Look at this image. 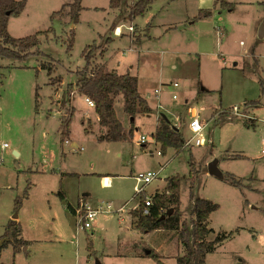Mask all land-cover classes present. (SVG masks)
<instances>
[{
  "label": "rangeland",
  "instance_id": "374dc122",
  "mask_svg": "<svg viewBox=\"0 0 264 264\" xmlns=\"http://www.w3.org/2000/svg\"><path fill=\"white\" fill-rule=\"evenodd\" d=\"M25 1L23 12L9 19L10 34L23 38L52 30L39 36L37 49L47 56L0 58V221L13 211L17 218L11 219L19 221L31 243L30 253L23 250L20 256L3 249L1 262L158 264L138 256L153 248L167 256L165 263L178 264L184 253L178 239L170 243L168 232L132 227L131 212L140 196L150 197L168 182L156 179L137 193L138 177L161 164L172 176L185 178L180 195L186 228L191 227L194 197L220 205L209 218L208 238L225 237L206 264H264V0H228L230 7L220 0H159L139 17L131 13L138 0H119L117 8L113 0H81L76 19L77 0ZM203 7L212 11L209 23L215 24L190 25ZM73 31L75 42L68 51ZM90 44L89 70L105 64L137 76L139 91L155 108L154 114L135 117L130 144L98 140L106 128L78 91V68L86 66L83 50ZM175 80H180L178 87L172 85ZM260 98L261 104L245 103ZM190 107L202 113L206 144L183 143L181 153L169 149L158 155L160 144L152 138L158 117L181 113L187 120ZM115 109L129 128L122 96L115 99ZM236 109L243 115H235ZM71 116L73 139L63 140L61 123ZM250 118L256 126L246 124ZM73 140L84 150L76 151ZM125 150L132 154L131 164L119 156ZM237 154L244 157L233 158ZM178 155L181 163L173 160ZM214 160L222 177L209 172ZM229 173L242 187L227 180ZM18 198L23 205L16 210ZM79 201L102 207L90 229H78V215L67 207L78 208ZM4 231L0 222V237Z\"/></svg>",
  "mask_w": 264,
  "mask_h": 264
},
{
  "label": "trees",
  "instance_id": "16d2710c",
  "mask_svg": "<svg viewBox=\"0 0 264 264\" xmlns=\"http://www.w3.org/2000/svg\"><path fill=\"white\" fill-rule=\"evenodd\" d=\"M159 0H138L132 8L133 17L144 16L146 12L153 6L154 2ZM113 7L119 6V0H113ZM221 6H231L232 4L227 0H220ZM264 4V1L262 2ZM26 6L25 0H0V58H8L14 60H26L32 55L47 54L37 49L39 46L40 34H46L52 30L45 32H38L23 38L13 37L9 30L8 24L11 16H19ZM65 7V6H64ZM63 7V8H64ZM62 8V10H63ZM76 11L73 18H77L82 9L81 0H77L73 4ZM212 11L210 9L201 8L198 14L194 17L195 21L210 17ZM108 42L112 40L108 37ZM67 50L71 51L75 42V33L72 32V37L69 40ZM91 44L86 46L83 50V56L86 58V66L78 72V91L89 97L95 102V111L99 117V124L106 131L99 135V141L107 142H127L131 143L134 127L135 117L137 115H151L155 113L148 99H146L139 91L137 76L130 73L120 74L116 70H109L105 64L98 67L91 68L90 56H88V48ZM90 51V50H89ZM255 48L253 49V52ZM48 70V75L51 74V69ZM261 86L264 94V82L261 80ZM118 96L124 98V112L131 118L130 127L126 128L123 122L119 119L115 109V99ZM39 93H36L37 109H38ZM258 100L246 101L247 104H258ZM261 104V103H260ZM73 115V114H72ZM247 125L256 126L252 118ZM71 122L72 116L62 121L61 135L63 140H69L71 136ZM174 128L169 124V118L165 115L158 117V123L155 133L152 138L160 144V151L162 155H166L169 149H174L177 152L182 151L183 139L179 136ZM181 135V134H180ZM244 157L242 154H237L233 158ZM63 173L61 177L63 178ZM184 176L174 175L167 178V184L162 191H157L151 196V206L148 214H143L145 199L144 195L140 196L139 207L132 210V227L141 232L165 231L170 233L168 241L171 243L178 239L183 246L184 253L178 256V264H206L207 255L216 250L217 245L222 240L220 236L216 240H209V234L212 232L209 224V218L213 212L220 208V205L212 200L201 197H194V206L192 209V219L190 229L185 227L183 221V213L181 212V185ZM227 180L236 187H242L241 181L236 179L232 173L227 175ZM59 195L62 199L67 198L65 192L60 191ZM80 203V202H79ZM23 205L22 198H18L15 209L18 210ZM70 209L76 215V207L71 203L68 204ZM170 209L173 213L169 214ZM4 234L0 237L2 241L1 252L3 249L12 246L13 252L16 255L21 252L23 247L28 245V241L23 237V229L17 219H10L4 226ZM138 255V254H136ZM138 256L150 257L158 264H167L165 259L167 256L159 253L151 248L145 253ZM2 264V263H0ZM95 264H103L97 260Z\"/></svg>",
  "mask_w": 264,
  "mask_h": 264
},
{
  "label": "built area",
  "instance_id": "2783aa9c",
  "mask_svg": "<svg viewBox=\"0 0 264 264\" xmlns=\"http://www.w3.org/2000/svg\"><path fill=\"white\" fill-rule=\"evenodd\" d=\"M78 70H81L78 68ZM180 84V80H175L172 85L178 87ZM156 97L158 100L160 99V90L156 91ZM173 99L177 100L178 96L173 95ZM84 103H86L90 108H95V102L91 100L89 97H83ZM53 111H57L56 108ZM235 115H243L241 114L238 109L235 111ZM203 116L200 111L196 107H190L188 109V119L186 120L182 114H175L172 118H169V124L172 128H174L178 133L182 135L183 143L192 146H204L206 144V136L205 130L206 125L203 123L202 120ZM148 138L146 136H142V143L146 144L148 142ZM5 147H8V144H4ZM76 151L84 150V147H80L77 145L75 148ZM158 155H162L161 151H157ZM119 156L122 157V161L125 164L132 163V154L129 150H125ZM177 163H181L183 158L180 155L174 157L173 159ZM58 161H56L57 163ZM172 176V173L166 166H161L157 171H149L146 174H140L138 180L141 183V186L138 188L137 193L144 192L146 189L145 187L150 184L152 181L156 179H165ZM152 198L146 197L145 199V206L143 210V214H148L149 207L151 206ZM102 207H94L89 203H81L79 207L76 209V213L78 215V229L87 230L93 227L94 224L97 222V217L101 213ZM103 211V210H102Z\"/></svg>",
  "mask_w": 264,
  "mask_h": 264
},
{
  "label": "crops",
  "instance_id": "0c3cea01",
  "mask_svg": "<svg viewBox=\"0 0 264 264\" xmlns=\"http://www.w3.org/2000/svg\"><path fill=\"white\" fill-rule=\"evenodd\" d=\"M214 1V0H213ZM212 1V2H213ZM228 1V0H227ZM212 2H210L209 4H211ZM231 4H232V2L231 1H229ZM209 4L207 5V6H209ZM206 6V7H207ZM203 8H205V7H203ZM195 17V16H194ZM213 17H214V15L212 16H210V17H206V18H204V19H202V20H198V21H195V20H193L191 23H190V25H195L196 24V22H197V25L198 26H200V25H204L206 28H210V27H212L214 24H215V22H213L212 24L211 23H209V22H211L212 20H213ZM153 25V24H152ZM151 25V28L153 27ZM150 28V29H151ZM166 30H170L169 28H167ZM166 32H168V31H166ZM152 36V35H151ZM181 114V113H180ZM71 134H72V132H71ZM70 139H73L72 138V135L70 136V138H69V140ZM126 143V142H125ZM79 143H77L75 140H73L71 143H70V145H72V146H74V145H78ZM119 155H120V153H119ZM66 197H67V195H66ZM80 202V201H79ZM78 204H81V203H78ZM74 207H76L75 205H73ZM11 218H14V215H13V211L12 212H8L6 215H5V218L3 217L2 219H1V224H2V227L4 228V226H5V224L11 219ZM20 218V217H19ZM156 232V231H155ZM28 241V240H27ZM30 242L28 241V245L27 246H25V248H26V252L27 253H30V251H29V249H30ZM7 248H11L12 249V246L10 245L9 247H7ZM24 248V247H23ZM13 250V249H12ZM3 252V251H2ZM2 252H1V254H2ZM23 254V249H22V251L21 252H19L18 254H16V256H20V255H22ZM132 255H135L134 253H131ZM166 255V254H165ZM0 263H2V264H4L3 262H1V260H0Z\"/></svg>",
  "mask_w": 264,
  "mask_h": 264
},
{
  "label": "water",
  "instance_id": "95a60500",
  "mask_svg": "<svg viewBox=\"0 0 264 264\" xmlns=\"http://www.w3.org/2000/svg\"><path fill=\"white\" fill-rule=\"evenodd\" d=\"M263 36H264V23L262 24V26L260 28V37H263ZM209 172L211 174H215L216 176H219V177L223 176L222 171L217 166L216 160L212 161L211 164L209 165ZM173 211H174L173 209H170L169 214H172ZM14 218H17V215H14ZM2 243L3 242L0 241V249L2 247ZM23 250L26 251V248L24 247Z\"/></svg>",
  "mask_w": 264,
  "mask_h": 264
},
{
  "label": "bare ground",
  "instance_id": "6f19581e",
  "mask_svg": "<svg viewBox=\"0 0 264 264\" xmlns=\"http://www.w3.org/2000/svg\"><path fill=\"white\" fill-rule=\"evenodd\" d=\"M118 31H119V28H118Z\"/></svg>",
  "mask_w": 264,
  "mask_h": 264
}]
</instances>
